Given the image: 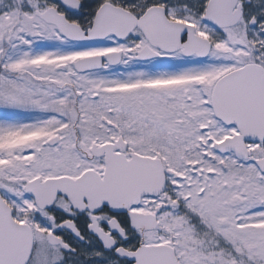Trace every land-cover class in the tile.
Returning a JSON list of instances; mask_svg holds the SVG:
<instances>
[{
  "label": "snow or ice",
  "instance_id": "obj_1",
  "mask_svg": "<svg viewBox=\"0 0 264 264\" xmlns=\"http://www.w3.org/2000/svg\"><path fill=\"white\" fill-rule=\"evenodd\" d=\"M0 264H264V0H0Z\"/></svg>",
  "mask_w": 264,
  "mask_h": 264
}]
</instances>
